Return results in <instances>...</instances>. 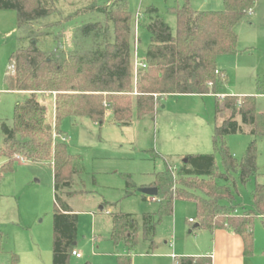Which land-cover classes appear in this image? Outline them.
<instances>
[{"label":"trees","instance_id":"1","mask_svg":"<svg viewBox=\"0 0 264 264\" xmlns=\"http://www.w3.org/2000/svg\"><path fill=\"white\" fill-rule=\"evenodd\" d=\"M257 1L223 0L222 10H194L189 0H183L172 9L177 20L175 34L156 8H146L145 27L150 41L143 56L145 68L137 70L133 82L132 20L126 0L103 5L91 0L59 20L43 24L41 29L58 27L88 12L102 16L73 30V49L67 52L60 50L61 33H55L52 48L38 46V37L45 33L34 29L35 23L56 13L54 0H0V10H14L17 29L28 38L26 45L10 55L11 71L4 77L10 90L26 95L14 106L12 125L1 124L0 156L6 162L0 166V175L12 170L14 154L29 161L51 163L55 200L52 264H69L77 239L78 215L58 195L71 186L73 175L79 171L76 157L67 149L61 129L63 119L87 117L102 121L109 106L115 122L128 124L132 108L138 118L151 115L163 95L216 93L226 83L225 72L217 68V57L238 52L235 27ZM53 94L50 122L47 106L39 96ZM222 104L229 115L213 128L214 152L186 155L176 171L168 165L149 184L157 189L153 199L158 204L155 212L141 215L143 238L149 241L150 249L154 246L155 226L163 216L173 214L174 201L181 199L195 207L198 225L194 228L211 232L227 228L242 238L246 256L253 252L254 219L259 218L264 226V182L255 184L251 204L245 208L234 203L238 183L234 174L242 184L256 176V143L251 141L238 161L224 137L242 132V125L251 126V134L262 135L264 113L257 111L254 96H224ZM219 109L217 104L216 111ZM215 152L221 157L223 170L216 166ZM125 177L128 195L134 184L129 175ZM143 197L147 198L145 194ZM110 219V240L123 243L131 251L137 243L136 219L129 213H111ZM3 242L0 231V252ZM117 260L118 264H130L131 259L125 255ZM9 262L18 264L17 255L11 253ZM174 264H211V259L185 255L177 257Z\"/></svg>","mask_w":264,"mask_h":264},{"label":"rangeland","instance_id":"2","mask_svg":"<svg viewBox=\"0 0 264 264\" xmlns=\"http://www.w3.org/2000/svg\"><path fill=\"white\" fill-rule=\"evenodd\" d=\"M91 0H54L56 13L35 23L41 29L45 23L59 20ZM111 0H95L103 5ZM132 20V60L134 39L138 58H143L150 41L142 15L146 8L157 13L176 33L177 20L172 9L183 0H126ZM191 8L222 10L223 0H189ZM59 14H58V13ZM139 22L135 25L136 18ZM96 12H88L62 23L58 27L42 28L46 34L38 37L41 49L54 46L55 33H61L60 50L73 49V30L88 22L101 20ZM236 55H219L217 68L226 74V83L216 93L167 94L159 97L151 115L137 117L132 108L131 122H115L109 106L105 107L102 121L87 117L65 118L61 129L65 133L68 152L77 159L78 172L73 175L69 188L58 192L59 197L78 215L76 251L80 257H70L69 264H118V256H130V264H174L170 255L214 256L213 232L193 228L195 207L192 202L176 199L173 214L163 216L155 226L154 246L143 238L141 215L155 212L157 202L138 191L155 174L170 166L176 171L184 157L191 154L213 153L212 134L215 125L227 117L222 104L224 96H254L256 109L264 113V0H259L235 27ZM26 33L16 27L14 10H0V147L3 145L2 122L12 125L13 109L26 93L10 90L4 77L11 71L10 55L27 44ZM133 63V62H132ZM133 82H135L133 65ZM47 106V118L53 122L52 96H39ZM218 102V103H217ZM219 104V110L217 109ZM239 121V119L237 118ZM240 122V121H239ZM242 132L224 137L236 160L243 156L251 141L257 147V174L245 184L239 183L234 203L248 208L255 184L264 182V132L250 133L251 126L242 125ZM218 170H223L221 157L215 152ZM12 155V170L0 175V231L4 242L0 264H9L10 255L18 257V264H52V225L55 211L53 168L47 161H29ZM6 162L0 156V166ZM126 175L134 184L132 193ZM111 213L132 214L138 224L137 243L131 251L123 243L114 244L109 237ZM195 219L192 223L188 219ZM254 244L249 262H264V226L259 219L253 221ZM192 230V232H190ZM215 264H224L218 252ZM248 262V261H247ZM214 264V259L212 260Z\"/></svg>","mask_w":264,"mask_h":264},{"label":"crops","instance_id":"3","mask_svg":"<svg viewBox=\"0 0 264 264\" xmlns=\"http://www.w3.org/2000/svg\"><path fill=\"white\" fill-rule=\"evenodd\" d=\"M193 9L194 10H199V9H195V8H193ZM248 12L251 13V10H249ZM142 19H145L144 21H146L148 19V15L145 14V12L142 15ZM239 52L240 51L238 50V52L236 54H238ZM236 54H233V55H236ZM141 59H143V58H141ZM53 100H54V94L52 96V101ZM52 106H53V112H54V103L52 104ZM228 115H229V111L227 110V116ZM150 183L140 185V187L149 186ZM150 198H152V197H150ZM72 211L75 213L74 210H72ZM240 212H241L240 209L237 210V213H240ZM147 213H152V212H147ZM190 219L191 218L188 219L189 223H192L195 220V219H193L192 221H190ZM256 219H259V218H256ZM195 224H196V222H195ZM195 224H194L193 228L195 227ZM252 229H253V227H252ZM190 232H192V230H190ZM253 235H254V229H253ZM74 249H76V246H75ZM213 251H214V256L213 257H212V255L211 256H205V257H210L211 264H212V260L213 259H214V264H215V262L217 260V254H216L217 252L219 254V257L222 258L224 264H264V262L263 263L249 262L248 256H246L244 254V252H243V241H242V238L238 234L234 233L233 231H230L227 228H219V229H216L213 232ZM252 254H253V252H252ZM170 255L174 258V260H176L177 256L174 255V253H171ZM251 255H249V256H251ZM191 256H199V255H191ZM85 264H89V263L86 262Z\"/></svg>","mask_w":264,"mask_h":264},{"label":"built area","instance_id":"4","mask_svg":"<svg viewBox=\"0 0 264 264\" xmlns=\"http://www.w3.org/2000/svg\"><path fill=\"white\" fill-rule=\"evenodd\" d=\"M139 17H140V15L136 18L135 25H137V23L139 22ZM134 41H135V43H134V61H133V65H134V74L136 76L137 70L139 68H145V64L143 63V59H141V60L138 59V54H137V50H136V47H137L136 37H135ZM18 158L22 159V157H20V156H18ZM190 221H192V219H190ZM71 255L75 256V257H80L81 253L74 249V250H72Z\"/></svg>","mask_w":264,"mask_h":264},{"label":"water","instance_id":"5","mask_svg":"<svg viewBox=\"0 0 264 264\" xmlns=\"http://www.w3.org/2000/svg\"><path fill=\"white\" fill-rule=\"evenodd\" d=\"M138 191L141 192L142 194L148 195L150 197L155 196L157 193L156 187H153V186L140 187V188H138ZM197 225L198 224L196 223L195 226H197Z\"/></svg>","mask_w":264,"mask_h":264}]
</instances>
